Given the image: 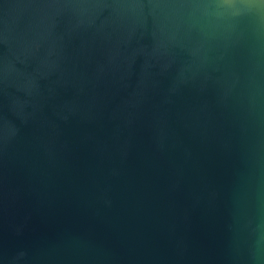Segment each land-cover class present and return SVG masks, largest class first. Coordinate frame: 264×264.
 I'll return each mask as SVG.
<instances>
[{"label":"water","instance_id":"water-1","mask_svg":"<svg viewBox=\"0 0 264 264\" xmlns=\"http://www.w3.org/2000/svg\"><path fill=\"white\" fill-rule=\"evenodd\" d=\"M0 264H264V0H0Z\"/></svg>","mask_w":264,"mask_h":264}]
</instances>
